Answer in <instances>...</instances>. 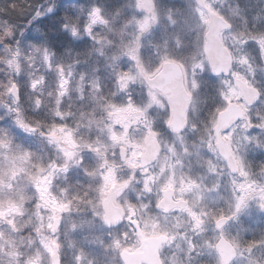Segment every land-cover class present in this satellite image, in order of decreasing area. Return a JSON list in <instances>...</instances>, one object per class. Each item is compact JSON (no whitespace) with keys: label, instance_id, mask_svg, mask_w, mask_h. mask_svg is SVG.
Listing matches in <instances>:
<instances>
[{"label":"clouds","instance_id":"9594fccd","mask_svg":"<svg viewBox=\"0 0 264 264\" xmlns=\"http://www.w3.org/2000/svg\"><path fill=\"white\" fill-rule=\"evenodd\" d=\"M58 36L61 57L82 45L66 109L23 123L17 85L0 92V264H127L153 235L151 264H264V0H0L6 69L19 74L22 43L57 55ZM241 217L250 240L229 231ZM69 226L99 251L65 245Z\"/></svg>","mask_w":264,"mask_h":264},{"label":"rangeland","instance_id":"374dc122","mask_svg":"<svg viewBox=\"0 0 264 264\" xmlns=\"http://www.w3.org/2000/svg\"><path fill=\"white\" fill-rule=\"evenodd\" d=\"M73 1H78V0H64V2H73ZM105 3H108L109 6L111 7L114 5L116 2L112 1H105ZM29 39V38H28ZM30 40H33V38L30 37ZM22 54L21 58L19 61V74H17L15 71L6 69L3 63H0V69H4L3 71H0V92H3L5 90V86H9V80H12L19 88L21 91V96L22 98L26 99L28 102H31V96H30V91H32L35 87V82L40 81L41 84L46 83V88H45V93L40 97V100L42 101V105L45 108L51 107L52 103L54 105V109L57 108V99L61 100V103L59 105V108L61 110H64L65 106H68V101H67V95L69 94V89L72 88L70 85V81L63 79V78H57L55 86L51 89L49 85H47L48 82V76H52L53 74L47 72V70H50L52 72L55 71L57 68L55 61L53 57L51 56V51L45 52L43 48H34V49H29L27 45L22 43ZM4 55L3 51V45L0 44V56ZM44 67V68H43ZM3 74V76H1ZM33 79V81H31ZM31 85V86H30ZM63 93L64 95H61ZM72 95H75V93H71ZM61 96V97H59ZM120 99V98H119ZM2 101H8L10 103V100L7 96L0 97V102ZM65 105V106H64ZM13 107H15L13 105ZM29 107V106H27ZM51 109V108H50ZM35 111L40 115L41 112L39 111V108H36L34 110L33 108L29 107L26 108L25 105H23V110L20 113L21 119L23 123H27L29 120L33 119V114ZM116 120L120 122H126L130 120H134V118L131 117V114L129 113V109L127 110H122V109H116ZM3 113V108H0V114ZM44 116L46 115V112L44 111ZM11 126V125H10ZM13 131L15 132L17 138L18 136L23 138L21 140H18V142H21L25 147L31 149L32 146V141L36 142L38 144V147L40 149L41 147V142L32 136H29L27 133L22 131L20 128L13 127ZM58 132H65L63 128L57 129ZM52 134H56L55 132ZM63 143L64 145H68L71 147H75V140L73 138V134L71 132H65V135L63 137ZM50 152V150H49ZM43 154V153H42ZM67 155H71V153H67ZM16 167L18 168L19 165L17 164ZM2 174V173H0ZM15 175V173H12ZM79 176L73 172L70 174V182L75 183L76 179H78ZM45 177H40L38 180V186L39 185H44L46 183ZM53 208L54 210L58 211L59 213H63L66 210V205L63 206V211L61 209V206L59 202L53 201ZM264 219V218H262ZM242 223H234L230 226L229 231L231 232L232 235H236L237 232H241V234L244 236L245 239H252L254 233L250 232H244L243 229H248V228H257L258 225L253 222L252 219H248L247 217H241ZM259 227H264V224H260ZM70 229V234H68V231H66V235L61 237V240L64 241L65 245L68 243H72L75 246V249H88V246L86 244L90 243L84 239L85 235L88 233L86 231H81L79 228H74L69 226ZM258 235V233H256ZM84 241L86 244H84L81 241ZM53 245H56L58 242L53 241ZM89 250V249H88ZM67 251V248H66ZM93 249L90 250L92 252ZM99 251V248L95 250ZM49 255H52V249H48ZM86 252V251H84ZM88 253V252H86ZM71 254V253H69ZM36 264H40L39 258L36 261Z\"/></svg>","mask_w":264,"mask_h":264},{"label":"trees","instance_id":"16d2710c","mask_svg":"<svg viewBox=\"0 0 264 264\" xmlns=\"http://www.w3.org/2000/svg\"><path fill=\"white\" fill-rule=\"evenodd\" d=\"M105 1H116V0H105ZM76 3H85L86 0H78V1H73ZM60 13L57 12L56 16L59 17ZM42 26H46V27H51V28H57L58 27V22L52 19H47L45 21L41 22ZM30 37L34 39V41H39V37L36 36H29V40ZM54 40V47H55V51L57 53V55H53L51 53V56L53 57L55 64L57 66V68L55 69L54 72L47 70V72L53 74L52 76H48V79L46 82L47 85L50 86V88L52 89L53 86H55L57 78H63L66 80H69L71 83L70 85L73 87V82H72V78L75 75V73L77 71H79V67L78 66H73L72 65V57L75 56L76 51H79L82 48V45H76L74 48H69L68 52H65L64 55L61 57L59 55L60 52H62L66 47H68V41L67 38L65 36H58V37H53ZM67 43V44H66ZM100 60V74H104V73H108L111 71V69H108L107 71L105 70V63H104V59L103 57L98 56L97 57ZM44 68V67H43ZM1 76H3V74H1ZM31 81H33V79H31ZM106 83H111L109 81H105ZM31 86V85H30ZM45 84H41L40 81H36L35 82V87L32 91H30V94L34 96V100L32 102H28L27 100H25L24 105L26 106V108H36L37 103H39L40 107L39 109L44 112L45 107L42 105V101L40 100V97L45 93ZM29 106V107H27ZM65 106V105H64ZM51 109H54V105L52 103L51 107H48ZM46 108L49 112V109ZM67 107L65 106L64 109H66ZM95 252V251H94Z\"/></svg>","mask_w":264,"mask_h":264},{"label":"flooded vegetation","instance_id":"af4514ba","mask_svg":"<svg viewBox=\"0 0 264 264\" xmlns=\"http://www.w3.org/2000/svg\"><path fill=\"white\" fill-rule=\"evenodd\" d=\"M67 44V43H66ZM126 67V65H125ZM100 76L102 78H105L104 81H109L111 83H106L107 85V88L110 89L112 87V81L111 79H108V73H104V74H100ZM154 87H158L162 93H166L168 91V85L167 83H161L159 85H154ZM74 94V93H73ZM18 95H19V100H20V103L22 104V106L24 105V102L26 99L22 98L21 96V91L18 89ZM31 102L34 100V96L31 95ZM61 97V96H59ZM119 99V97L117 98ZM136 100L137 102H141V97L139 95L136 96ZM37 108V107H36ZM36 108H33L34 110H36ZM39 111L41 112V114L39 115L36 111L35 113L33 114V118L37 119V120H46L48 117L44 114V112H42L40 109ZM136 109L135 108H130L129 109V113L131 114V117L132 118H135L136 117ZM47 113V112H46ZM114 116L116 114V111L113 113ZM120 127V121H117V124H116V128L119 129ZM18 139H23L21 137L18 136ZM31 149L33 150H38L39 147H38V144L36 142H33L32 141V146H31ZM86 163H92V160L90 158L86 159L85 161ZM47 183V181H46ZM45 183V184H46ZM117 182H114L113 184V187H115ZM170 190L171 191H175V188L170 186ZM183 201H181L182 203ZM61 209L63 211V206H61ZM68 234H70V230L68 231ZM212 233L209 232V235H211ZM158 239V237L156 235H153L151 237H145V246L142 248V249H139V250H136V249H132V248H128V249H125V257H126V260H127V264H151V255H152V243Z\"/></svg>","mask_w":264,"mask_h":264},{"label":"water","instance_id":"95a60500","mask_svg":"<svg viewBox=\"0 0 264 264\" xmlns=\"http://www.w3.org/2000/svg\"><path fill=\"white\" fill-rule=\"evenodd\" d=\"M167 92H168V91H167ZM167 92H166L165 94H167ZM53 136H55V135H53ZM222 220H226V219H222ZM222 220H221V221H222Z\"/></svg>","mask_w":264,"mask_h":264}]
</instances>
